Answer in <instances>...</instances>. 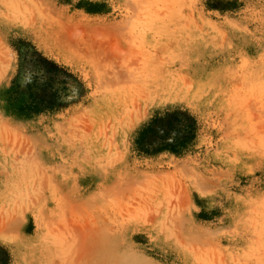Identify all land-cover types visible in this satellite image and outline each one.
I'll use <instances>...</instances> for the list:
<instances>
[{"label": "rangeland", "instance_id": "obj_1", "mask_svg": "<svg viewBox=\"0 0 264 264\" xmlns=\"http://www.w3.org/2000/svg\"><path fill=\"white\" fill-rule=\"evenodd\" d=\"M33 46L66 108L7 98ZM193 143L137 155L149 117ZM0 244L10 264H264V0H0Z\"/></svg>", "mask_w": 264, "mask_h": 264}, {"label": "trees", "instance_id": "obj_2", "mask_svg": "<svg viewBox=\"0 0 264 264\" xmlns=\"http://www.w3.org/2000/svg\"><path fill=\"white\" fill-rule=\"evenodd\" d=\"M81 82L64 65L45 56L33 46L17 53L16 65L7 88V98L17 110L28 115L66 108L78 94ZM196 135V121L186 110H163L149 117L135 131L131 147L137 155L161 152L180 154ZM8 249L0 244V264H10Z\"/></svg>", "mask_w": 264, "mask_h": 264}]
</instances>
